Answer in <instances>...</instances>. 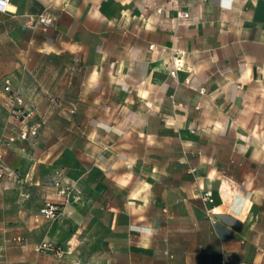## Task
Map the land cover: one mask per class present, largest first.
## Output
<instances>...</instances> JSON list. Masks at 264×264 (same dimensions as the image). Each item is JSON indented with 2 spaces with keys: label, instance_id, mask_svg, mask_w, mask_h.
Returning <instances> with one entry per match:
<instances>
[{
  "label": "crops",
  "instance_id": "0c3cea01",
  "mask_svg": "<svg viewBox=\"0 0 264 264\" xmlns=\"http://www.w3.org/2000/svg\"><path fill=\"white\" fill-rule=\"evenodd\" d=\"M180 1L189 20L176 28L173 10L155 12L165 0L0 11L1 233L51 220L18 183L106 180L113 260L264 264V0ZM43 12L50 24L25 25ZM5 80L29 118L5 106ZM5 241L0 264L14 261Z\"/></svg>",
  "mask_w": 264,
  "mask_h": 264
},
{
  "label": "rangeland",
  "instance_id": "374dc122",
  "mask_svg": "<svg viewBox=\"0 0 264 264\" xmlns=\"http://www.w3.org/2000/svg\"><path fill=\"white\" fill-rule=\"evenodd\" d=\"M35 133L29 130L26 138ZM17 189L28 205L51 220L39 229L12 227L0 232L6 251L13 254L14 261L7 259L6 264H125L120 250L116 260L111 256L110 237L116 229L108 181L59 180L42 173L36 180L18 183ZM49 208L52 214L42 211ZM118 232L124 235L123 229Z\"/></svg>",
  "mask_w": 264,
  "mask_h": 264
},
{
  "label": "built area",
  "instance_id": "2783aa9c",
  "mask_svg": "<svg viewBox=\"0 0 264 264\" xmlns=\"http://www.w3.org/2000/svg\"><path fill=\"white\" fill-rule=\"evenodd\" d=\"M9 0H0V11H6L8 6ZM167 10H173L175 12L172 25L174 28L177 25L182 23H187L189 20V9L185 4H182L180 0H165L164 5L156 6L155 12L158 14H163ZM53 21V16L48 12H43L39 14L36 18L30 17L28 18L27 22L25 23L28 27H34L37 23L42 25H48ZM182 52L180 50H173L171 56V63L168 69V73L171 76H176V71L181 66L180 62V54ZM3 90L8 93L7 99L5 100V106L11 111V113L21 115L23 118H29L31 116V110L25 107L24 100L21 95L14 93L11 90L9 85V81L5 80L3 85ZM27 130L22 129L20 131L19 137L24 139L27 135ZM32 133H35V129H32ZM15 138L14 136L9 137V141H13ZM3 175V168L0 166V177ZM201 199L204 202L211 203L213 201L212 192L210 190L205 191ZM52 208L43 209L42 211L47 214H52ZM209 210V209H208ZM20 238H17L19 240Z\"/></svg>",
  "mask_w": 264,
  "mask_h": 264
}]
</instances>
